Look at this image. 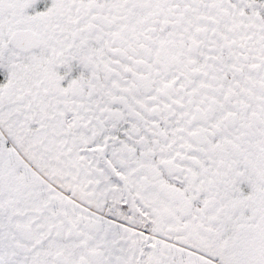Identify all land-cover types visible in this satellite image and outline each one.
<instances>
[{
  "label": "snow or ice",
  "instance_id": "6c2138e0",
  "mask_svg": "<svg viewBox=\"0 0 264 264\" xmlns=\"http://www.w3.org/2000/svg\"><path fill=\"white\" fill-rule=\"evenodd\" d=\"M0 264H264V0H0Z\"/></svg>",
  "mask_w": 264,
  "mask_h": 264
}]
</instances>
